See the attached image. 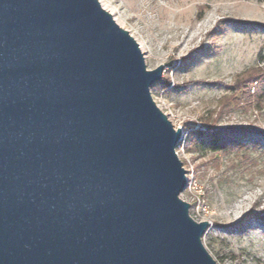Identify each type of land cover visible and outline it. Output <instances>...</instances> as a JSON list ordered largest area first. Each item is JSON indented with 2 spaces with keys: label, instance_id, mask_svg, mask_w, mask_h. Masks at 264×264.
I'll use <instances>...</instances> for the list:
<instances>
[{
  "label": "water",
  "instance_id": "obj_1",
  "mask_svg": "<svg viewBox=\"0 0 264 264\" xmlns=\"http://www.w3.org/2000/svg\"><path fill=\"white\" fill-rule=\"evenodd\" d=\"M162 72L99 0H0V264H218Z\"/></svg>",
  "mask_w": 264,
  "mask_h": 264
},
{
  "label": "rangeland",
  "instance_id": "obj_2",
  "mask_svg": "<svg viewBox=\"0 0 264 264\" xmlns=\"http://www.w3.org/2000/svg\"><path fill=\"white\" fill-rule=\"evenodd\" d=\"M101 1L146 68L163 65L150 92L182 130L176 152L189 183L180 197L194 220L208 222L203 245L218 264H264V105L235 90L264 50V1ZM244 129L251 133L240 137ZM217 131L246 148L189 151L199 132Z\"/></svg>",
  "mask_w": 264,
  "mask_h": 264
},
{
  "label": "trees",
  "instance_id": "obj_3",
  "mask_svg": "<svg viewBox=\"0 0 264 264\" xmlns=\"http://www.w3.org/2000/svg\"><path fill=\"white\" fill-rule=\"evenodd\" d=\"M244 74L245 78L242 81L244 88H235V90L242 89L244 97L252 98L256 109L261 110L264 105V50L257 54L255 64ZM251 86L254 87L252 89L253 94L250 93ZM250 133V130H240L239 136L245 137ZM228 134L227 132L217 131L208 134L207 137H202V132H199L197 137L191 139L189 151L217 153L227 149L231 150L232 146L237 147V149L246 148L245 144L239 139L230 140Z\"/></svg>",
  "mask_w": 264,
  "mask_h": 264
},
{
  "label": "built area",
  "instance_id": "obj_4",
  "mask_svg": "<svg viewBox=\"0 0 264 264\" xmlns=\"http://www.w3.org/2000/svg\"><path fill=\"white\" fill-rule=\"evenodd\" d=\"M99 1H101V0H99ZM166 114V113H165ZM166 116H167V114H166ZM168 117V116H167ZM181 132H182V130H181ZM186 180H187V185H188V183H189V180L186 178ZM184 200V199H183ZM188 202V201H187ZM189 204H190V206H191V202H188Z\"/></svg>",
  "mask_w": 264,
  "mask_h": 264
},
{
  "label": "bare ground",
  "instance_id": "obj_5",
  "mask_svg": "<svg viewBox=\"0 0 264 264\" xmlns=\"http://www.w3.org/2000/svg\"><path fill=\"white\" fill-rule=\"evenodd\" d=\"M101 5H102V7H104V8H106L107 9V7L104 5V3L101 1ZM108 10V9H107ZM110 11V10H109ZM113 13V12H112Z\"/></svg>",
  "mask_w": 264,
  "mask_h": 264
}]
</instances>
